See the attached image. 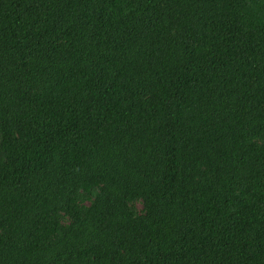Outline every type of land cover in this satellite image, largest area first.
Segmentation results:
<instances>
[{
	"label": "trees",
	"instance_id": "16d2710c",
	"mask_svg": "<svg viewBox=\"0 0 264 264\" xmlns=\"http://www.w3.org/2000/svg\"><path fill=\"white\" fill-rule=\"evenodd\" d=\"M0 264H264V0H0Z\"/></svg>",
	"mask_w": 264,
	"mask_h": 264
}]
</instances>
